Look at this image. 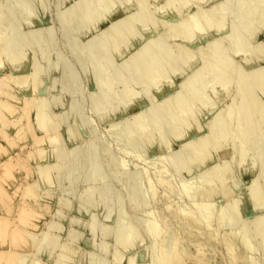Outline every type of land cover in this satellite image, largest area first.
<instances>
[{
    "label": "rangeland",
    "instance_id": "obj_1",
    "mask_svg": "<svg viewBox=\"0 0 264 264\" xmlns=\"http://www.w3.org/2000/svg\"><path fill=\"white\" fill-rule=\"evenodd\" d=\"M262 1L0 0V251L15 228L19 264H264V125L184 150L264 101Z\"/></svg>",
    "mask_w": 264,
    "mask_h": 264
},
{
    "label": "bare ground",
    "instance_id": "obj_2",
    "mask_svg": "<svg viewBox=\"0 0 264 264\" xmlns=\"http://www.w3.org/2000/svg\"><path fill=\"white\" fill-rule=\"evenodd\" d=\"M260 1V0H259ZM140 3V2H139ZM262 3H264V1H262ZM254 4V3H253ZM255 4H256V1H255ZM260 6V5H259ZM218 7V6H217ZM261 7V6H260ZM218 8H220V7H218ZM215 9V8H214ZM260 9V8H259ZM199 10V9H198ZM217 10V9H216ZM258 10V9H257ZM261 11V10H260ZM223 13V12H222ZM202 15V14H201ZM86 17V16H85ZM94 17V16H93ZM87 18V17H86ZM89 18V17H88ZM92 18V17H91ZM191 19V18H190ZM203 20V19H202ZM205 20V19H204ZM121 22V21H120ZM205 22V21H204ZM208 22V21H207ZM253 22V21H252ZM210 23V22H209ZM114 25V24H113ZM188 26H190V24L188 25ZM199 26V25H198ZM127 28V27H126ZM130 28V27H129ZM192 29V28H191ZM193 30V29H192ZM125 31V30H124ZM123 31V32H124ZM107 32V31H106ZM118 32V31H117ZM116 32V33H117ZM120 33V32H119ZM129 33H131V31L129 32ZM14 34V33H13ZM101 34V33H100ZM105 34V33H104ZM119 35V34H118ZM122 36V35H121ZM124 37H125V35H124ZM10 38V37H9ZM114 38V37H113ZM122 38V37H121ZM187 38V37H186ZM12 39V38H11ZM123 39V38H122ZM158 39V38H157ZM241 39V38H240ZM162 40V39H161ZM113 41V40H112ZM4 42V41H3ZM6 42V41H5ZM8 42V41H7ZM212 42H214V44H215V41H212ZM234 43H235V40H234ZM237 43V42H236ZM211 45H212V43H210ZM157 45V44H156ZM144 46V45H143ZM208 46H210V45H208ZM213 46V45H212ZM211 46V47H212ZM22 47V46H21ZM145 47V46H144ZM175 47V46H174ZM210 47V48H211ZM262 47H264V46H262ZM146 48V47H145ZM143 49V48H142ZM147 49H148V47H147ZM150 49V48H149ZM181 49V48H180ZM235 49V48H234ZM144 50H146V49H143V50H140L141 51V53H142V51L143 52H145ZM153 50V49H152ZM162 50V49H161ZM240 50V49H239ZM150 51V50H149ZM184 51V50H183ZM256 51V50H255ZM11 53V52H10ZM19 53V52H18ZM21 53V52H20ZM140 53V52H139ZM138 53V54H139ZM141 53H140V56H141ZM146 53V52H145ZM145 53H143L144 54V57H145ZM159 53H160V50H159ZM13 54H16V53H13ZM12 54V55H13ZM143 54H142V56L141 57H143ZM168 54V53H167ZM182 54H183V52H182ZM226 54V53H225ZM8 55V54H7ZM21 55L22 54H20L19 56L21 57ZM161 55H162V53H161ZM160 54H159V56H161ZM137 56V55H136ZM148 56V55H147ZM171 56V55H170ZM179 56V55H178ZM189 56V55H188ZM187 56V57H188ZM206 56V55H205ZM222 56V55H221ZM9 57V56H8ZM15 56H13V58H14ZM20 57H17L16 59H15V61H19V59H21ZM180 57V56H179ZM202 57V56H201ZM217 57V56H216ZM223 57V56H222ZM10 58V57H9ZM139 58V57H138ZM167 58V57H166ZM139 59H141V58H139ZM145 59V58H144ZM143 59V60H144ZM222 59V58H221ZM220 59V60H221ZM11 60V59H10ZM146 60H147V58H146ZM160 60V59H159ZM172 60V59H171ZM227 59H225V61H226ZM225 61L224 60H221V62H219V63H217L218 65H217V69H216V72H215V75H216V77L217 76H221V78L223 77L224 78V76L225 75H227L226 74V71H227V67H226V64H225ZM145 62V61H144ZM158 63V62H157ZM215 63V62H214ZM229 62L227 61V65H229L228 64ZM144 64H146V62L144 63ZM182 64V63H181ZM207 66H208V64H207ZM230 66V65H229ZM233 66V65H232ZM147 67V66H146ZM152 67V66H151ZM150 66H148V69H150L151 68ZM176 67V66H175ZM202 68V67H201ZM214 68V67H213ZM133 69H134V67H133ZM178 69V68H177ZM151 70V69H150ZM158 70V69H157ZM200 68H199V73H200ZM204 70V69H203ZM134 71V70H133ZM154 71V70H153ZM198 71H197V73H198ZM257 71V70H256ZM144 72H145V70H144ZM204 72V71H203ZM255 72V71H254ZM254 72H252V74L254 73ZM257 72H259V70L257 71ZM256 72V73H257ZM196 73V74H197ZM205 73H206V71H205ZM255 73V74H256ZM259 73H261V72H259ZM258 73V74H259ZM195 74V75H196ZM249 74H251V73H249ZM251 74V75H252ZM258 74H256L257 76H255V78H257L258 77ZM262 74H264V73H262ZM31 75V74H30ZM30 75H28V76H30ZM145 75V74H144ZM158 75H161L160 74V72L159 71H154V72H152L151 74H149V79L150 80H154ZM193 75V74H192ZM28 76H26L25 75V77H19V78H17L18 80H16L17 81V83L19 84L18 86H22V87H24V88H26L25 86H29V85H33V84H35L34 82H32V81H27L28 80ZM147 76V75H146ZM198 77L199 76H201V74L200 75H197ZM196 76V77H197ZM212 76V75H211ZM250 76V75H249ZM259 76H260V74H259ZM262 76H264V75H262ZM216 77H214V78H216ZM194 78V77H193ZM261 78V77H260ZM259 77H258V81H259V83H260V79ZM218 79V78H217ZM230 79V78H229ZM252 79H254V78H252ZM35 80V79H34ZM146 80V79H145ZM255 80V79H254ZM257 80V79H256ZM148 81V80H147ZM188 81V80H187ZM202 81V80H201ZM201 81L199 82V83H201ZM204 81V80H203ZM220 81V80H219ZM243 81H245V80H243ZM196 82V81H195ZM254 82V81H253ZM252 82V83H253ZM256 82V81H255ZM254 82V86H255V84H257V88L259 87V83L258 82H256L255 83ZM262 82V81H261ZM33 83V84H32ZM193 83V85L196 87V85L194 84V82H192ZM248 83V82H247ZM246 83V84H247ZM188 84V83H187ZM244 84V86L242 87V89L246 86L245 85V83H243ZM184 85H186V83L184 84ZM250 85V84H249ZM248 85V86H249ZM200 86V85H199ZM248 86H247V88H248ZM33 87H35V85L33 86ZM188 87H190V88H192V86H190V85H188ZM188 87H186V89L188 88ZM198 87V86H197ZM211 87V86H210ZM252 87V86H251ZM32 88V87H31ZM36 88V87H35ZM184 87H182L181 89H183ZM200 88V87H199ZM246 88V87H245ZM244 88V89H245ZM262 88H264V87H262ZM33 89V88H32ZM196 88H194V90H195ZM241 89V90H242ZM258 89H260L261 90V87H259ZM190 90V89H189ZM194 90H190L191 92L192 91H194ZM199 90V89H198ZM255 89H253V92H255L254 91ZM33 91V90H32ZM185 91H187V90H185ZM202 91V90H201ZM257 91V90H256ZM262 91H264V90H262ZM195 92V91H194ZM253 92L249 89H245V90H243V91H240V89H239V91L237 92V96H238V94H239V96L238 97H240V98H238L239 99V101H236V99L234 100V101H236L237 102V104L233 107V108H230V110H228V112L226 111V112H224L225 113V115H223V117L221 116V115H218L217 117H216V119L218 118V117H220V118H218L219 120L218 121H216L215 119H213L214 121L213 122H215V128H214V126H212L213 128V131L210 129V134H208V139L206 138V137H204V138H206L207 140L205 141V142H203L202 141V139L200 140V141H202V142H197L198 144L196 145V143H195V146L193 145L192 147H191V144H189L190 145V147L191 148H186V147H184V148H186V149H184V150H186V152H190V153H195L194 154V157H195V160H196V162H198V161H200V160H202L201 158L203 157V158H205L206 156H204L203 155V153H205L206 151H203L204 150V146H207L208 144L209 145H212V143H213V141H214V139H217V137L219 136H224L225 137V135H226V133H228L227 132V129H228V131H229V128H227L228 127V125H226V122H229V124H231V121L233 122V121H235L234 122V125H236V127H237V130L239 129H241V131L243 132L244 131V133H246V136L244 137V138H247V135H248V138H250V137H252V136H255V135H259V133H260V129H262V127H264V126H262V125H264V114H262V111H260V110H264V109H259L260 107L258 106L259 104H261L262 102H264V101H262L261 103H259V104H257L260 100L258 99V97H256L254 94H253ZM177 93V94H176ZM175 94H176V97H175V99H180V94H178L179 92H176ZM188 93V92H187ZM200 93V92H199ZM198 93V94H199ZM256 93H258V91L256 92ZM262 93H264V92H262ZM188 95H189V93H188ZM193 94L191 93V96H192ZM257 96H258V94H256ZM262 95V94H261ZM185 96H186V94H185ZM190 96V97H191ZM255 96V97H254ZM173 97V96H172ZM126 98V97H125ZM193 98V97H192ZM172 99V98H171ZM175 99H173V100H175ZM178 99V100H179ZM255 99L258 101H256L257 103L255 104ZM178 100H176L177 101V105H179L181 108H183V105H184V102L182 103V101H180V102H178ZM197 100V99H196ZM203 100V99H202ZM25 101H28V100H25ZM171 101V100H170ZM233 102V101H232ZM235 102V103H236ZM232 104H234V103H232ZM26 105H29L27 102H26ZM25 105V106H26ZM186 105V104H185ZM231 105V104H230ZM175 106V105H174ZM173 106V107H174ZM29 107V106H28ZM262 108H264V106H261ZM179 108V107H178ZM226 108V107H225ZM32 109V108H31ZM162 109V108H161ZM166 109H167V107H166ZM227 109H229L228 108V106H227ZM40 110V109H39ZM226 110V109H225ZM168 111H169V109H168ZM182 111H184V110H182ZM38 112V111H37ZM174 113V112H173ZM184 113V112H183ZM221 113V112H220ZM223 114V113H222ZM161 116V115H160ZM158 117V116H157ZM159 118V117H158ZM194 118V117H193ZM41 121V120H40ZM170 121V120H169ZM43 123H45V121L44 122H42V124ZM155 123H157V122H155ZM211 123V122H210ZM41 125V124H40ZM217 125V126H216ZM158 126V125H157ZM232 126H233V124H232ZM262 126V127H261ZM42 128H43V126H42ZM51 128V127H50ZM177 128V127H176ZM175 128V129H176ZM158 129V128H157ZM233 129V128H232ZM226 130V133H225V135H224V131ZM231 130V129H230ZM238 130V131H239ZM262 130H264V129H262ZM212 131V132H211ZM232 131V130H231ZM235 131V130H234ZM240 131V132H241ZM230 132V131H229ZM262 133V132H261ZM239 134V133H238ZM227 135H229V133L227 134ZM241 136V135H240ZM257 136H256V138H257ZM203 140H205V139H203ZM245 140V139H244ZM207 141H209V142H212V143H208L207 145H205V143L207 142ZM256 143V142H255ZM188 146V145H187ZM189 147V146H188ZM252 148V147H251ZM195 149V151H193ZM206 150V149H205ZM243 150H245V149H243ZM262 150V149H261ZM203 152V153H202ZM254 152V151H253ZM201 153V154H200ZM261 153V152H260ZM202 156V157H201ZM254 159V158H253ZM255 160V159H254ZM217 166V165H216ZM39 169V168H38ZM214 169V168H213ZM214 171V170H213ZM212 171V172H213ZM214 173H216V172H214ZM212 174V175H215V174ZM40 174L43 176V178H45V180L47 181L48 180V175L46 174V169H41L40 170ZM219 176V175H218ZM223 176V175H222ZM215 177H216V175H215ZM218 179L219 178H221L220 176L219 177H217ZM220 181H221V179H219ZM223 180V179H222ZM206 183V182H205ZM205 183H203V185H205ZM207 184H209L208 182H207ZM207 184H206V186H207ZM200 185V184H199ZM205 186V187H206ZM221 187H222V189H223V186H224V184L222 183L221 185H220ZM204 186H199V189L198 188H196L195 190H194V192H193V190H192V195L193 196H191V197H195V199L197 200V202H198V200L200 201H202V200H204L205 198H214V197H216L215 196V192H213V191H215L214 190V188H213V191H212V188H211V190L209 189V190H204L205 189V187L203 188ZM220 187H218V189H219ZM206 189H208V188H206ZM221 189V188H220ZM222 189H221V191H222ZM224 189H226V188H224ZM228 191H229V189H228ZM220 192V190H218V192L217 193H219ZM228 193H230V192H227V190L226 191H222V192H220L219 194H216L217 196H223L224 197V195H227ZM0 194L1 195H3V192L0 190ZM228 195H230V194H228ZM217 198H219V197H217ZM222 198V197H221ZM220 198V199H221ZM3 199H4V196H3ZM6 199H7V197H6ZM216 199V198H215ZM222 199H224V198H222ZM231 199V198H230ZM229 199V200H230ZM211 200V199H210ZM213 200V199H212ZM216 200H218V199H216ZM228 200V201H229ZM232 200V199H231ZM212 202V201H211ZM215 202V201H214ZM231 202H235L234 200H232ZM235 206V205H234ZM197 208V207H196ZM8 209H9V207H8ZM8 209H7V212H8ZM234 209V208H233ZM11 211L9 210V213H10ZM20 214V213H19ZM222 219V218H221ZM234 219H235V217H233V218H230V221H231V223H232V221H234ZM257 219V218H256ZM260 219V218H259ZM262 219V218H261ZM223 220V219H222ZM228 220V219H227ZM226 219H225V221H227ZM258 220V219H257ZM256 220V221H257ZM235 222V221H234ZM229 223V222H228ZM233 224V223H232ZM259 224L261 225V229L262 230H264V221H259ZM225 225H226V223H225ZM230 225V224H229ZM235 226V225H234ZM19 228V227H18ZM23 233H24V231L22 230H20V229H13L12 230V232H11V234H10V236H9V241L7 242L8 243V246H10V247H12V248H10V250H7V251H5V253L3 252V251H0V258H4V260L6 261V263L5 264H19V262L20 261H22V256L21 255H17L16 254V252L17 251H15V249H14V251H12L11 249H13V248H17V247H19L20 246V244H23V243H25V241H24V239H23ZM27 232H25V234H26ZM125 234H127V232L125 233ZM127 238H128V236H126ZM125 237V238H126ZM242 238H243V236H242ZM124 239V238H123ZM8 248V249H9ZM21 248V247H20ZM156 256H155V258L156 259H154V260H156V261H154L153 263L154 264H158L157 263V261L159 260V259H157L158 257H157V254H155ZM28 257H30V256H28ZM245 260V259H244ZM251 260V259H250ZM178 264V263H177Z\"/></svg>",
    "mask_w": 264,
    "mask_h": 264
}]
</instances>
